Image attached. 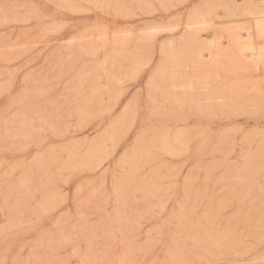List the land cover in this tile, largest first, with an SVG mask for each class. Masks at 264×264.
<instances>
[{
  "label": "rangeland",
  "instance_id": "obj_1",
  "mask_svg": "<svg viewBox=\"0 0 264 264\" xmlns=\"http://www.w3.org/2000/svg\"><path fill=\"white\" fill-rule=\"evenodd\" d=\"M223 5L0 0V264H264V68L202 49Z\"/></svg>",
  "mask_w": 264,
  "mask_h": 264
},
{
  "label": "bare ground",
  "instance_id": "obj_2",
  "mask_svg": "<svg viewBox=\"0 0 264 264\" xmlns=\"http://www.w3.org/2000/svg\"><path fill=\"white\" fill-rule=\"evenodd\" d=\"M240 1L241 2H239L238 5L237 4L235 5L233 4L235 2L233 0H223V4H224L223 14L226 16V18L231 20L233 23L237 21L242 22V20L244 19L246 20V25H244L243 23L242 24L237 23L234 28L232 29L225 28L220 33L217 32L215 28H213L214 32H212L211 34H208V36H210L211 39H205L201 43L202 49L206 51V53L209 56H212L213 60H215L217 63L219 61L221 62L222 60H224L225 62L232 64L237 70H240L242 72H246L250 69L252 70L259 69V68L263 69L264 68V0H258L256 2L257 5L256 3L254 4L253 2L254 0H240ZM236 2L238 1L236 0ZM136 4H137V1H136ZM200 24H201V27L198 29L200 31L208 30L212 28L209 25H213L211 23L209 25H205L203 22ZM214 26H216V24ZM241 31H244V34ZM221 37L225 39L224 42L225 44L228 45V47H226L225 49L221 48V45H222V43L220 42ZM168 54L171 55L172 52ZM165 63L166 62H164V64ZM206 66L207 65L205 64V67ZM188 68L189 66L187 67V69ZM185 69H186V66H185ZM262 82L261 84L264 87V82L263 83ZM190 85L192 84H190L189 82L188 86ZM185 86L187 85L185 84ZM263 91H264V88H263ZM165 95L167 96V94ZM154 98L155 97L151 99H154ZM134 158L136 159L135 156Z\"/></svg>",
  "mask_w": 264,
  "mask_h": 264
}]
</instances>
